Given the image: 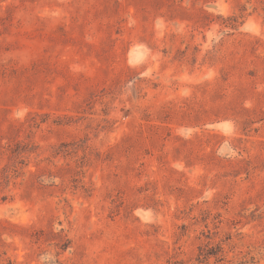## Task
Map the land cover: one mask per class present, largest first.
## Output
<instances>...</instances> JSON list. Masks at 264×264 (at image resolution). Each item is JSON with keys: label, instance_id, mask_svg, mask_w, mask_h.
Listing matches in <instances>:
<instances>
[{"label": "rangeland", "instance_id": "374dc122", "mask_svg": "<svg viewBox=\"0 0 264 264\" xmlns=\"http://www.w3.org/2000/svg\"><path fill=\"white\" fill-rule=\"evenodd\" d=\"M0 264H264V0H0Z\"/></svg>", "mask_w": 264, "mask_h": 264}]
</instances>
